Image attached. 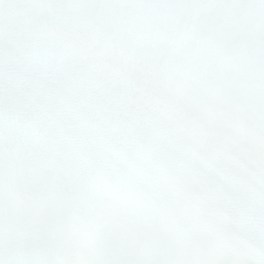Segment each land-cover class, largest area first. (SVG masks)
<instances>
[{
    "label": "snow or ice",
    "instance_id": "snow-or-ice-1",
    "mask_svg": "<svg viewBox=\"0 0 264 264\" xmlns=\"http://www.w3.org/2000/svg\"><path fill=\"white\" fill-rule=\"evenodd\" d=\"M0 264H264V0H0Z\"/></svg>",
    "mask_w": 264,
    "mask_h": 264
}]
</instances>
